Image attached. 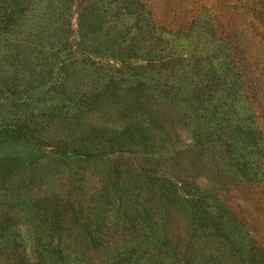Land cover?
Returning <instances> with one entry per match:
<instances>
[{"label": "rangeland", "instance_id": "rangeland-1", "mask_svg": "<svg viewBox=\"0 0 264 264\" xmlns=\"http://www.w3.org/2000/svg\"><path fill=\"white\" fill-rule=\"evenodd\" d=\"M36 1L0 0V133L25 121L24 110L15 115V101L36 103L45 99L50 80L64 82V74L56 77L59 63L110 65L109 72L69 74L71 87L78 81L95 91L111 85L106 99L85 103L69 119L58 108L35 112L38 126L22 144L0 137V217L13 211L14 191L29 196L33 190L31 197L39 198L52 175L68 186L50 174L56 162L68 167L67 180L71 169L81 172L86 195L103 183L112 191L126 183L124 169L143 171L146 180L139 185L137 178L134 191H142L140 202L153 195L152 205L162 208L159 244H146L149 264H251L242 256L244 233L249 254L254 244L264 257V0H55L69 9L68 43L66 19L57 12L53 20L66 24L53 37L59 46L46 38L38 43L52 52L50 59L58 49L67 51L55 59L54 78L31 92L26 47L35 46L31 31L32 37L44 34L41 14L48 11ZM80 34L81 41L125 42L134 54L123 63L107 50L90 56ZM85 150L97 155L90 163L79 157ZM127 206L134 211L138 204ZM26 213L18 227L21 256L1 249L0 264L38 260Z\"/></svg>", "mask_w": 264, "mask_h": 264}, {"label": "trees", "instance_id": "trees-1", "mask_svg": "<svg viewBox=\"0 0 264 264\" xmlns=\"http://www.w3.org/2000/svg\"><path fill=\"white\" fill-rule=\"evenodd\" d=\"M37 1L34 4H40L48 11L41 14L45 35H34L32 37L31 31L28 40H30V44L33 43L35 46L26 47L28 53L26 65L29 71L27 86L32 88L31 92L38 88L35 87L36 85L44 86L46 79L54 78L57 70L55 69V59L58 56L61 57V53L67 51L66 49H58L54 51L56 55L50 59L46 55L50 56L52 52L45 51L43 47H39L40 43L38 42H44L45 38L51 45L59 46L60 44L59 41L55 43L56 41L53 37L60 33L58 27L60 26L62 31L66 24L58 23L57 25V21L53 20L54 13H61L66 19L67 26L62 33L67 36L65 38L62 35L66 44L71 33L70 18L67 17L69 16V9L66 5L55 0ZM32 9L34 11V8ZM126 10L124 9L125 12ZM30 20H32V16H30ZM80 25V31L84 32V24L80 23ZM81 40L82 35L78 43L85 44L84 47L90 56H98L99 54L95 52L96 50H107L110 52L109 56L112 60L123 63L121 60L126 61L134 54V49L126 46L125 42L116 45L113 41H108L107 38H103L100 42L92 39L89 42L86 37H83V41ZM109 44L113 46L110 47ZM93 46H96V48L92 49ZM17 57L18 55L16 54L15 58ZM59 64L61 65L56 77L60 73L64 74V82L59 79L48 82L52 87L49 88L47 93L42 94L49 103L46 104L43 97L38 98L36 103H30L29 101L32 100L28 101V99L21 103L15 101L13 103L14 113L17 115L21 109L24 110V114H26L24 117L25 121L17 120L12 130L7 133H0V137L8 138L15 144H22L28 140L32 126H38L36 119L32 118L35 112H47L49 115L53 114L58 108L60 111H65L63 114L67 116L65 117L64 115L62 119L66 120L70 118V114H76L81 110L82 105H86L85 103L91 105L97 99H106L103 95L110 90V83H106L96 91L91 89V84L87 82L80 84V81H78V83L74 84L75 86L71 87L72 83L69 73L72 70L74 74L73 70L77 69L82 73L92 69L93 73L97 72V70L101 72V70L106 69L109 72L108 68L110 65H108V68L102 66L95 69L93 65L85 60L78 62L75 60L70 63L64 61ZM128 81L134 84L133 79L130 78ZM116 82V85H119V81ZM18 94V92L14 93L15 96ZM40 104L45 107H40ZM60 114L62 115V113ZM89 152L91 151L85 150V153H83L84 155H89L87 159L83 158V154L79 156L80 159L86 160L87 163L92 162L95 159L94 156L96 157L97 155ZM50 169V174H59L64 178L63 181L67 184L69 183V185L63 184L62 181L59 183L60 179H55V176L52 175L48 178L50 181H47V188L44 191L40 190L39 198L31 197L35 194L33 190V192L30 191L31 195L29 196L28 194L25 196L23 193H18L19 190L11 193V197H14L15 206L12 212H7L0 217V250L5 249L6 252L8 251L9 256H21L20 244L18 243L20 237L18 227L19 223H21V218L25 219V213L27 212L26 214L30 216L32 222V228L28 229L27 232L37 234V237H35L36 242L34 243L36 249L34 251L38 260H35V264H67L70 260H72L73 264H149V256L145 255V252H147L146 244L152 239H155L154 244L156 246L159 244L158 239H160L161 232L158 231V227L160 225L159 217H162V208L152 205L153 195L147 197V200L140 202L142 191L139 192L138 190L137 193L134 191V181L137 178H139V185L146 180L144 179L143 171L137 174L134 170L124 169L126 183L118 182L112 185L115 188L114 191L108 189L111 184L103 183L104 185L94 189V194L89 193V195H86L82 181L84 179L79 170L74 171L71 169V174H69L67 180L62 175L68 169L64 164L56 162ZM119 172L121 173L122 170ZM122 186L124 188H121ZM87 196L88 198H86ZM87 199L89 200L87 201ZM128 202H133L136 206L138 204L139 208L137 207L134 211L128 210ZM22 206L26 209L25 213ZM89 206L92 209H89ZM15 208L22 211V217L15 212H18ZM108 216H111L112 222L108 223L105 221L106 218H109ZM219 229L223 228L220 227ZM245 235V233L239 235L240 243L244 248H241L243 259H249L251 264H264L263 254L260 252L254 253L253 249L257 248L254 244H252V253L249 254V249L243 244ZM168 250L169 248H165L162 254L169 256V253L166 254ZM142 258L144 261H141ZM92 259H96V261L92 262ZM161 263L162 261H160Z\"/></svg>", "mask_w": 264, "mask_h": 264}]
</instances>
